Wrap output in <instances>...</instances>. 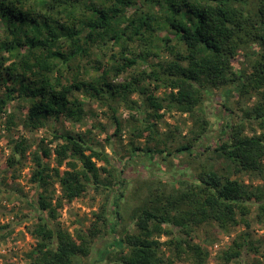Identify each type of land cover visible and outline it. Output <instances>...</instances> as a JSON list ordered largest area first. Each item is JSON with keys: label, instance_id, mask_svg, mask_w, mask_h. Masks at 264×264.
Listing matches in <instances>:
<instances>
[{"label": "trees", "instance_id": "1", "mask_svg": "<svg viewBox=\"0 0 264 264\" xmlns=\"http://www.w3.org/2000/svg\"><path fill=\"white\" fill-rule=\"evenodd\" d=\"M163 30L166 35L160 37ZM148 59L155 64L144 78L154 87L139 90L153 110L152 119L159 121L158 112L165 108L192 114L220 93L227 118L207 151L222 159V171L192 176L159 169L153 180L178 187L170 192L150 189L132 212L133 232L124 229L94 252L98 230L72 236L56 223V211L87 189L107 192L97 220L117 232L124 221L123 168L115 164L109 138L110 154L86 134L52 132L53 140L61 141L54 151L56 166L45 162L50 150L31 155L30 181L36 191L24 200L33 221L27 231L36 244L27 255L29 264H209L208 252L194 241L201 226L214 225L230 234L236 227L249 229L253 213L264 224V184L253 188L240 179L264 181V0H0V112L9 102H20L27 111L26 126L62 118L81 124L86 101L105 102L118 134L121 123L110 102L126 99L134 89L113 85L109 77ZM160 88L168 94L156 98L153 93ZM252 96L255 103L241 109L234 122L230 101ZM203 110L206 120L194 141L206 136L213 122ZM246 124L262 133L245 135ZM143 126L148 137L159 138L156 121ZM162 144V149L135 147L131 157L197 159L204 154L190 143L174 152ZM27 148L25 140L15 141L13 154L25 159ZM163 237L167 241L161 242ZM165 251L173 257L167 259ZM258 253L246 232L232 240L215 264H249L248 257Z\"/></svg>", "mask_w": 264, "mask_h": 264}, {"label": "rangeland", "instance_id": "2", "mask_svg": "<svg viewBox=\"0 0 264 264\" xmlns=\"http://www.w3.org/2000/svg\"><path fill=\"white\" fill-rule=\"evenodd\" d=\"M134 11L135 9L132 8L128 10V13L131 14ZM165 35L166 31L159 32L160 37ZM116 51H118L117 48L114 52ZM162 59H165V55L162 56ZM104 62L105 67L110 65L108 58H105ZM154 64L153 59H148L145 62H139L135 68L127 69L119 76L110 75L109 81L113 85L131 84L134 89L126 99L110 102L116 111L115 116L121 123V131L118 134H114L113 114L105 102L86 101L87 113L81 124H72L62 118L29 123L26 126L23 122L27 111L18 101L9 102L0 112V264H29L27 255L36 244L27 231L33 221L28 220L31 212L26 207L24 200V198L31 199L36 191V186L30 181L33 167L31 155L36 152L40 153L41 148L50 150L51 158L45 162L50 163L51 167L56 166L54 151L61 141H54L52 132L86 134L94 141L101 143L108 154L111 153L106 140L109 138L115 151V164L120 169L123 168L126 183L122 192L124 197L120 201V211L124 221L117 232L112 233L97 220L107 192L97 193L92 189H87L81 197L71 202H63L62 207L56 211V223L72 236L77 231L98 230V236L95 238L92 249L94 252L97 249H102L104 243L112 241L114 237H120L124 229L128 233L133 232L132 212L143 201V198H146L150 189L160 190L162 188V190L170 192L173 188L178 187V185H163V183L160 184L153 180L152 177L158 175L159 169H168L167 172H171L172 169L186 171L192 176L208 169L222 171L220 169L223 164L222 159L215 152L207 151L208 146L214 145L217 132L227 118L228 112H224L220 104V93H217L216 99L204 101L203 107L206 109L207 117L213 122H211V128L209 127L207 135L194 141L203 126L204 119L206 120L202 105H199L192 114L165 108L158 112L162 115L159 121L150 117L153 115V110L148 107L146 95L142 94L139 89L145 87L149 92L153 89L154 82L144 78V73L150 74ZM100 73L101 71L94 72L92 75L96 76ZM167 94L168 91L165 88H160L153 93L156 98H163ZM3 96V92L0 91V99ZM255 101V96H252L251 99L235 98L231 100L229 106L234 111L233 121H237L241 109L251 107ZM9 116L13 118V124L9 122ZM154 121L157 123L159 138L151 139L148 137V132L143 129V125ZM139 132H142L140 137H138ZM254 133L260 134L262 131L256 125L246 124L244 134L251 136ZM22 139L28 146L25 159L15 156L12 150L15 141ZM163 142L166 143L167 150L171 152L184 143H190L193 145L194 151L204 152V154L197 159L184 156L180 159L165 156V160L159 158L153 160L140 156L131 157L132 149L135 147L162 149ZM122 161L125 163L121 164ZM64 169L65 167L61 168V170ZM240 179L245 184L252 185L253 188L264 184V181L256 180L252 176ZM56 188L58 189V187ZM249 221V229H245L243 226L236 227L230 234L222 233L214 225H203L197 230L194 241L208 252L209 264H215L220 253L230 246L232 240L241 234L245 235L246 232L250 234L251 241L259 251L258 255L248 257V263L253 264L254 259L264 260V224L255 220V213ZM6 226L10 228L5 229ZM160 241L165 242L167 238L163 237ZM165 256L167 259L173 257L168 251H165ZM104 264H108V262ZM174 264L183 263L175 262Z\"/></svg>", "mask_w": 264, "mask_h": 264}]
</instances>
